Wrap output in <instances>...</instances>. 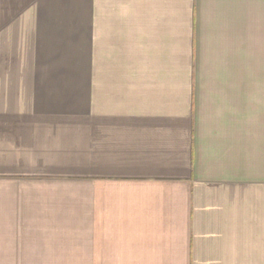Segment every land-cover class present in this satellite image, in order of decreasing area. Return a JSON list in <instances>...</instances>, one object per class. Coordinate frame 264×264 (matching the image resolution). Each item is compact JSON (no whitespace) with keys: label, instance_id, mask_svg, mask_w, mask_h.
Segmentation results:
<instances>
[{"label":"crops","instance_id":"1","mask_svg":"<svg viewBox=\"0 0 264 264\" xmlns=\"http://www.w3.org/2000/svg\"><path fill=\"white\" fill-rule=\"evenodd\" d=\"M261 68L264 0H0V264H264Z\"/></svg>","mask_w":264,"mask_h":264},{"label":"rangeland","instance_id":"2","mask_svg":"<svg viewBox=\"0 0 264 264\" xmlns=\"http://www.w3.org/2000/svg\"><path fill=\"white\" fill-rule=\"evenodd\" d=\"M90 62H91V59H90ZM86 66H89V65H86ZM65 68V67H64ZM89 68L90 67H85V69L86 70H89ZM66 69H69V68H66ZM61 69H59V71H60ZM70 70H72V69H70ZM64 73H66V72H64ZM70 73V72H69ZM87 73H89V71L87 72ZM261 74H264V68H261ZM262 87L264 88V82H262Z\"/></svg>","mask_w":264,"mask_h":264}]
</instances>
